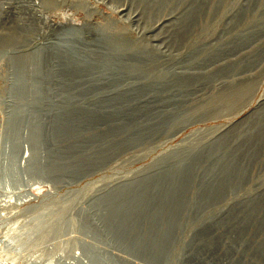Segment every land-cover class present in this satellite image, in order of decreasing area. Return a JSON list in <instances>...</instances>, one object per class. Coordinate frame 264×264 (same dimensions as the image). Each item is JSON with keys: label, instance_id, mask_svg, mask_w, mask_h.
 Returning a JSON list of instances; mask_svg holds the SVG:
<instances>
[{"label": "rangeland", "instance_id": "rangeland-1", "mask_svg": "<svg viewBox=\"0 0 264 264\" xmlns=\"http://www.w3.org/2000/svg\"><path fill=\"white\" fill-rule=\"evenodd\" d=\"M36 9L28 16L34 28L29 33L34 42L27 46L32 91L25 93L19 83L24 73L17 54L0 47V126L10 141L5 151L12 154L19 146L15 125L27 123L25 135L36 152L35 172L27 181L39 201L76 203L75 214L102 217L104 226L136 242L144 257L169 249L166 264H264V240L243 239L245 228L252 232L262 223L253 215L239 221L251 208L254 215L264 214V164L247 191L223 203L213 218L198 217L225 184L241 182L239 167L253 163L264 146V0H46ZM88 21L92 24L85 26ZM100 22L126 34L113 47L116 54L109 53L115 41ZM189 36L199 38L194 47L187 46ZM153 70L150 78L143 74ZM70 98L90 105L80 111L50 109V101L60 107ZM40 105L47 109L40 111ZM135 117L138 126L130 125ZM189 117L184 130L170 135ZM76 126L96 134L89 156L69 147ZM105 131L109 144L125 132L135 135L134 142L106 161ZM153 131L159 134L149 138ZM182 143L197 144L198 151L183 159L166 199L150 195L147 177L137 186L141 204L119 203L121 186ZM196 164L209 167L210 174L196 205L185 211L188 218L177 223L173 189ZM93 165L99 166L79 177ZM3 190L0 186L1 196ZM216 226L227 232L226 248L232 245V251L217 249Z\"/></svg>", "mask_w": 264, "mask_h": 264}, {"label": "built area", "instance_id": "built-area-1", "mask_svg": "<svg viewBox=\"0 0 264 264\" xmlns=\"http://www.w3.org/2000/svg\"><path fill=\"white\" fill-rule=\"evenodd\" d=\"M16 182L10 177L2 185L0 264H142L128 241L104 228L102 217L75 214L76 203H43L36 194L35 199L20 202L16 198L26 191L15 188ZM166 252L152 251L153 263L162 264Z\"/></svg>", "mask_w": 264, "mask_h": 264}, {"label": "water", "instance_id": "water-1", "mask_svg": "<svg viewBox=\"0 0 264 264\" xmlns=\"http://www.w3.org/2000/svg\"><path fill=\"white\" fill-rule=\"evenodd\" d=\"M118 52L115 48L112 47L110 50V54H116ZM153 72V71H152ZM151 73L150 71L144 72L147 74ZM23 83V84H22ZM27 83V82H26ZM23 90L25 93L28 92L29 86L24 82H20ZM122 86L121 84L118 85L117 89H120ZM27 91V92H26ZM51 102V101H50ZM50 109H69L72 111H80L84 109H88L89 102L85 100H77L75 98H70L69 101L64 106L57 107L54 103H50ZM41 106V105H40ZM39 106V107H40ZM47 108H43L41 106L39 108L40 111H44ZM257 110L254 109L244 118L236 123L243 122L247 119L251 114H253ZM140 121V117H135L130 125H137V122ZM129 125V126H130ZM235 125V126H236ZM116 129V128H115ZM139 132L142 130V124L139 123ZM124 133V132H123ZM158 131H153L149 138L158 135ZM108 131H105L102 135V142L105 146L104 152H108L109 154L106 155L107 158L111 156H117L122 153L127 147H129L134 141H132V137L135 135H126L120 134L118 139L113 143H107ZM136 134V133H135ZM95 137L96 134L92 131H88L83 129L82 127H77L72 130V134L69 140V147L71 151L80 154L81 156H89L92 152L95 151ZM147 138V139H149ZM198 151V147H178L176 149L168 151L167 154L163 155L157 161L153 162L147 170L142 172L141 174H137L136 177L132 180L121 186L117 191V198L124 197V200H119V203H133L132 205H139L141 204V194L138 192V185L140 182L144 181L147 177L151 179V184L149 187V193L153 197L155 195H160L161 199H166L169 195L170 186L169 184L173 183L174 178L182 172V161L185 157L192 155ZM109 156V157H108ZM212 157V156H211ZM105 158V160L107 159ZM264 164V146L261 149L257 159L253 163L243 164L239 167V171L241 172V182H234V183H227L225 187L219 191L218 195L211 200L209 203L203 204L204 207L203 212L199 214V218H203L204 221L213 218L215 214L219 213L221 209L219 207L230 200V198L239 197L241 192L247 191L248 185L253 181L255 178V171L258 166ZM210 174V168L205 166L190 165L185 171V178L177 187L173 189V192H178V196L176 199V208L180 209V213L178 214L177 218H172V220L176 221L177 223L182 222L183 220L187 219L188 216L185 214V211L193 206L196 205V195L200 186L204 183L206 178ZM159 182L160 185H159ZM162 183H164L162 185ZM133 187V190H130ZM249 194V193H247ZM233 199V198H232ZM254 209V208H251ZM248 210L244 212L241 216H239L240 223H246L249 220L250 216H254V218L260 221L262 224L261 228L255 229L252 232H249L248 229L245 228L243 233V239L247 238L248 235L251 236V241L254 244H258L261 240H264V214H257L254 215V210ZM184 229H182L181 233H183ZM215 238L217 240V249L222 250H230L232 251L231 247H227V238L228 234L225 230L221 228V226H216L213 230ZM226 248V249H224Z\"/></svg>", "mask_w": 264, "mask_h": 264}, {"label": "bare ground", "instance_id": "bare-ground-1", "mask_svg": "<svg viewBox=\"0 0 264 264\" xmlns=\"http://www.w3.org/2000/svg\"><path fill=\"white\" fill-rule=\"evenodd\" d=\"M31 2H32V0H19V1L18 0H0V20H1L0 24L2 25V28L0 29V47H3L5 50H9V51L11 50L17 54V55H15L14 58H15V60L20 61V63L23 64V66L22 65L21 66L19 65V66L21 69H23L22 71L24 73L20 76L21 78L19 80H20V82H24L25 84H28V86H29L28 91H32L31 89H32L33 85H32L31 78L27 77V75L31 72L32 65L27 63V62L33 61V58H32V56L29 55V48L27 46L34 42V39L29 38V33L32 30H34V28L31 27V25L28 21V19H29L28 16H29L30 11L32 9L37 10L36 8H38V7H41V8L44 7L46 0H38V1H36L37 3L35 2V5H33V6H32ZM38 11H40V10H38ZM91 24L92 23L90 21H88V23H85V26H89ZM99 25L101 27L100 30H103L104 34H108L110 36V38H112L115 41L113 43L114 46H112V47H116V45L118 43H121V41L123 42L124 40H127L125 37L126 34H124L121 30H115L114 27L107 25V24H104V23H101V22L99 23ZM83 27H84V25H83ZM107 37L108 36H106V38ZM107 40L110 41L111 39L108 38ZM198 41H199L198 36H196V37L189 36L187 39V46L188 47H194L198 43ZM18 49H20V50H18ZM132 50L134 52H137V50H135V49H132ZM135 54H139V53L137 52ZM33 57H35V56H33ZM150 72L151 73L147 74V77H149V78L154 75L153 74L154 70H153V72L152 71H150ZM36 103H37V101H36ZM191 120L192 119L190 117L182 119L178 124L175 125V127L173 128V132H171L170 135H176L179 132H181L182 130H184ZM26 124L27 123H25V127H20L19 122H17V124L15 125V127L17 128V133H18V139H19L18 144H19V146H18V149L15 152H13L12 154H8L9 152L5 151L7 144H8V146L10 145L9 144L10 141L7 138L6 130L4 129L3 125L0 126V169H1L0 173H1V177H2V179L0 178V186L3 185V181L6 178L16 177L17 178V182H16L17 187H15V188H17L18 190L22 188V190L24 189L26 191V192H23L22 196L17 198V200H19L20 202H27L31 199H35L34 196H36L35 193L30 190V188H29L30 184H28L29 182L27 181L28 180L27 177L31 178L32 172L33 173L35 172L34 170H35L36 166L34 167V165H32L35 163H31V158L36 160V158L34 157V154L36 155V152L30 146L31 140L29 139L28 136L25 135V129L27 126ZM178 147H192L193 148V147H198V145L197 144L182 143L179 146H173L172 148L168 149L166 152H164L161 155H159L158 157H156L149 165H147L142 170L137 172L136 175L141 174L142 172L147 170V168L153 162L157 161L163 155L167 154L168 151L176 149ZM114 157H116V156H111L110 158L106 157L107 158L106 161H108ZM102 165H101V167H102ZM98 166L99 165H97V166L93 165V166L86 167L84 169V172H83L84 174L79 172V177L85 175L89 171L96 169ZM25 178H26V181L23 182V180ZM19 191H21V190H19ZM231 199L232 198H230V200ZM3 202H5L4 197H2L0 195V203H3ZM96 205L97 204L95 203L94 206H96ZM89 217H97V216H94V215L91 216L90 215ZM104 228L112 229V228H109L108 226H104ZM100 230L101 229H93V231H95V232H99ZM109 231H111V230H108V232ZM118 234L122 237L119 240L123 239L124 241H126V239L123 238L124 235H122V233H118ZM129 243L131 245V246L128 245L129 248L132 247V249L137 250L139 252V258L141 259L142 264H154L153 261L151 260L152 258L150 256L144 257L140 254V251H139L140 248L137 246L136 242L135 243L129 242ZM126 244H128V243H126ZM160 249H162V248H160ZM166 251H167V249H166ZM170 251H171L170 253H172L171 249H170ZM168 252H169V249L165 253V257L163 256L164 260H163L162 264H166V262H167L166 258L168 257V254H167ZM171 255L172 254H170V256ZM5 257L9 258L8 256H5ZM11 260H12V258H11Z\"/></svg>", "mask_w": 264, "mask_h": 264}]
</instances>
